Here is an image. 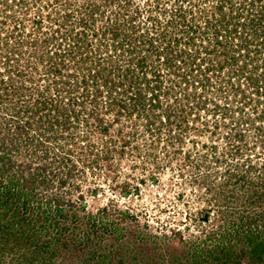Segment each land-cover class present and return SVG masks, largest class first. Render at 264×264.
Returning a JSON list of instances; mask_svg holds the SVG:
<instances>
[{"label":"rangeland","instance_id":"obj_1","mask_svg":"<svg viewBox=\"0 0 264 264\" xmlns=\"http://www.w3.org/2000/svg\"><path fill=\"white\" fill-rule=\"evenodd\" d=\"M7 68L0 125L13 104L37 113L20 145L34 138L51 196L167 234L170 256L241 217L263 224L264 0H0ZM29 76L48 109L22 107Z\"/></svg>","mask_w":264,"mask_h":264},{"label":"trees","instance_id":"obj_2","mask_svg":"<svg viewBox=\"0 0 264 264\" xmlns=\"http://www.w3.org/2000/svg\"><path fill=\"white\" fill-rule=\"evenodd\" d=\"M36 26L40 28L42 24ZM51 43L58 45L53 39ZM14 50L3 51L2 60L13 59ZM55 65L53 71L61 74ZM11 71L6 69L7 78H1L0 74V87L14 84L16 78L10 75ZM28 78L29 89L24 83L15 87L19 93L27 89L37 96L32 106H22L25 112L48 109V101L40 98L43 90L36 88L33 76ZM103 81L109 90L117 88V84L109 86L108 77ZM4 90L8 97V88ZM3 100L5 97L0 96V102ZM36 114L22 122L21 110L13 104L11 114L0 125V264H264V222H259L258 214L241 217L238 226H229L231 231L219 225L203 232L204 238L195 236L185 241L181 249L171 250L170 256L169 248L167 251L162 248L167 245V234L154 235L148 226L128 223L123 213L118 212L115 219L112 212L117 211L108 207L94 212L63 199L60 194L51 196L49 164L38 156L37 149L26 147L34 138L28 139L26 146L20 145V139L27 135L26 126L33 125ZM51 137H46V142ZM178 236H182L179 231L175 238Z\"/></svg>","mask_w":264,"mask_h":264}]
</instances>
